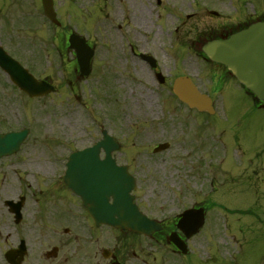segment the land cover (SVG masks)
<instances>
[{
	"label": "rangeland",
	"instance_id": "obj_1",
	"mask_svg": "<svg viewBox=\"0 0 264 264\" xmlns=\"http://www.w3.org/2000/svg\"><path fill=\"white\" fill-rule=\"evenodd\" d=\"M92 1L80 0V13L74 5L80 23L73 13L69 14L71 22H66L83 34V27L90 26L84 12H90L92 17L100 15L90 30L96 50L91 73L85 80L74 79L71 70L66 69L65 62L71 56L63 62L56 52L49 51L50 44L44 51L42 41H38L42 43L38 48L24 43L15 28V32L2 31V37L7 36L11 42L15 58L34 76L51 78L56 91L29 99L0 71V131L23 127L30 131L18 153L0 160V223L8 213L4 201L24 196L25 229L39 228L40 224L46 229L70 228V222L62 216L73 204L61 183L66 156L90 146L105 129L120 143V150L114 155L135 176L136 196L145 205L154 204L158 214L180 210L181 202L187 204L192 194L203 197L208 187L218 189L213 196L228 208L230 219L224 223L222 216L220 221L216 218L217 226L226 227L230 221L231 233L229 237H213L217 242L208 243L207 247L202 239L199 253L204 256L212 252L207 262H224L222 256L227 258L233 251V264H264V193H259L257 199L249 184L252 180L247 179L256 176L248 168L252 163L264 166V154H254L257 144L264 142V109H252L244 96L227 87V91L215 94L220 110L209 117V126L197 123L203 115H187L188 108L169 92L174 76L197 75L196 57L176 47L174 36L157 30L153 35V29H148L156 27L162 31L164 26L173 27L179 16L193 12L198 27L221 23L205 18L204 9H214L236 21L259 9L260 0H161L162 9L155 7L156 0ZM66 6L64 0H56L59 17L64 19ZM140 6L147 12L144 24L139 20ZM149 11L160 13L159 20L157 15H150L149 19ZM102 15L112 22L105 17L103 21ZM112 23L120 26L113 28ZM43 31L47 33L46 28ZM125 38L142 49L154 41L150 50L164 48L169 54L155 57L166 79L162 88L153 80L148 65L140 57L130 55ZM233 136L246 143V157L235 153ZM220 137L226 141V152L218 141ZM164 142L169 143L167 150L153 152L156 145ZM41 211L47 216L34 227ZM213 214L215 210L208 215Z\"/></svg>",
	"mask_w": 264,
	"mask_h": 264
},
{
	"label": "flooded vegetation",
	"instance_id": "obj_2",
	"mask_svg": "<svg viewBox=\"0 0 264 264\" xmlns=\"http://www.w3.org/2000/svg\"><path fill=\"white\" fill-rule=\"evenodd\" d=\"M194 16V13L179 16L177 19L181 21L173 28V31L171 27L167 29L163 27L162 31L159 29L158 32L174 36L175 45L185 47L188 53H193L197 57L200 63L197 69L202 73V76L198 73L196 78L200 91L207 94L212 99V105L216 107L215 94L223 93L227 91V87H232L244 96L246 102H251H247L249 107L255 110L262 109L261 105L252 101L249 92L235 80L225 66L211 62L202 53V45L208 40L224 38L251 22L264 21V0H260V8L257 11L242 15L236 21H232L229 16L205 15V18L218 20L221 23L198 27L196 24L198 20L194 19ZM42 22L43 17L36 0H0V45L5 50H10L11 42L7 36L2 37V31H14L12 29L15 28L17 31L14 32L18 38L24 40L27 31L30 34L36 32L42 27ZM191 33L193 36L190 35ZM30 39L33 41L34 37L31 36ZM56 39L62 42L64 36L59 34ZM136 51L139 52L137 48ZM164 52V49H158L151 53L154 57H165ZM69 55L74 57L72 52ZM73 63L75 66L76 62ZM73 68L76 72L77 69ZM233 138L235 153L240 157H246L248 150L246 143H243L238 136H233ZM221 143L226 149V141H221ZM257 145L259 148L254 154L263 155L264 142ZM261 164L252 163L248 167L252 169L251 173L256 175L254 178L251 176L247 178L255 180L251 183V188L256 191L264 189V177L259 175V171L264 169ZM217 190L213 187V191ZM74 201V205L78 208L76 213L62 215L66 221L70 222V228L46 229L40 224L39 228L25 229L23 227L24 217L19 223H15L14 216L7 213L0 223V264H205L198 251V247L203 246L202 234L212 237L218 232L213 229L215 215H208L213 206L217 204L215 198H202L192 194L187 204H182L184 206L182 211L188 208L195 211L200 208L204 209V225L191 236H187L178 228V214L160 215L153 207L154 204L145 205L141 199L137 200L140 209L160 225V228L149 236L129 230L112 229L104 225L96 226L82 207L81 201L77 198H74ZM156 205H158L157 201ZM45 216L47 214L37 215L38 220L34 227H37L38 222H42ZM173 240L181 245V248ZM206 255L207 261L211 260L210 254ZM206 264L220 263L207 262Z\"/></svg>",
	"mask_w": 264,
	"mask_h": 264
},
{
	"label": "water",
	"instance_id": "obj_3",
	"mask_svg": "<svg viewBox=\"0 0 264 264\" xmlns=\"http://www.w3.org/2000/svg\"><path fill=\"white\" fill-rule=\"evenodd\" d=\"M50 5L44 1V11L48 16H53ZM71 45L76 50L80 75L86 76L90 71V52L78 43ZM203 51L211 60L226 65L259 101L264 102V24L256 23L227 40L207 43ZM0 67L30 97L53 91L52 86L34 79L1 48ZM173 92L189 106L211 111L209 100L197 92L189 78H178L174 82ZM26 134V130L0 134V156L16 151ZM110 141L105 135L94 147L73 153L67 163L64 183L83 199L84 206L96 223L147 232L154 228L153 222L142 215L133 203L134 196L130 193L135 187L134 180L125 167H117L110 158L112 150L116 148ZM167 146L159 145L155 151ZM100 148H104L106 153L103 160L99 158ZM12 207V211L19 214L21 203Z\"/></svg>",
	"mask_w": 264,
	"mask_h": 264
},
{
	"label": "bare ground",
	"instance_id": "obj_4",
	"mask_svg": "<svg viewBox=\"0 0 264 264\" xmlns=\"http://www.w3.org/2000/svg\"><path fill=\"white\" fill-rule=\"evenodd\" d=\"M141 8L138 10V14H140V24H144L146 23L145 19L143 16H146L147 12H146V9L143 7V6H140Z\"/></svg>",
	"mask_w": 264,
	"mask_h": 264
}]
</instances>
